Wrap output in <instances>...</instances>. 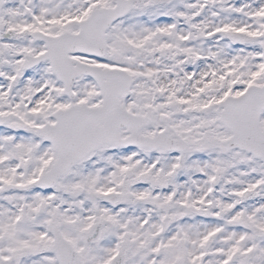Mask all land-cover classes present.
Wrapping results in <instances>:
<instances>
[{
    "label": "snow or ice",
    "instance_id": "6c2138e0",
    "mask_svg": "<svg viewBox=\"0 0 264 264\" xmlns=\"http://www.w3.org/2000/svg\"><path fill=\"white\" fill-rule=\"evenodd\" d=\"M0 264H264V0H0Z\"/></svg>",
    "mask_w": 264,
    "mask_h": 264
}]
</instances>
